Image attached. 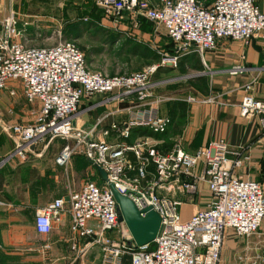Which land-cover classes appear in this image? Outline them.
Returning a JSON list of instances; mask_svg holds the SVG:
<instances>
[{"label": "built area", "instance_id": "obj_1", "mask_svg": "<svg viewBox=\"0 0 264 264\" xmlns=\"http://www.w3.org/2000/svg\"><path fill=\"white\" fill-rule=\"evenodd\" d=\"M97 4L107 20L138 15L162 25L177 50L187 53L203 56L225 39L244 45L255 38L264 40V9L256 0H213L210 5L204 0H97ZM21 21L19 13L11 12L0 25V90L14 96L16 85L10 83H20L35 116L32 122L6 127L15 144L7 158L28 159L42 143L62 138L66 142L55 158L57 165L68 167L75 156H82L107 173L106 181L86 180L68 199L59 197L43 206L35 218L39 234H50L54 223L69 213L72 247L78 249L80 240L89 238L83 247L99 245L103 264H124L128 254L129 264H224L221 253L228 230L245 238L259 232L264 184L238 174L248 158L242 148L233 149L224 138H216L192 152L179 141L167 151L159 149L155 136L165 134L172 124L169 115L160 113L162 98L154 92L159 65L131 73L91 70L84 51L72 40L27 46L20 27L28 23ZM247 69L239 64L226 72L240 75ZM254 85H245L240 112L245 118L258 116L264 132V100L255 96ZM94 95L106 96L104 101H129L128 119L113 121L99 133L97 127L77 126L82 100ZM9 113L13 115L14 109ZM135 128H146L152 135L126 142ZM200 182L208 184L210 201L184 219L183 202L173 194H197ZM110 183L140 210L152 206L159 213L164 228L154 241L135 243L120 219ZM251 264H264V254Z\"/></svg>", "mask_w": 264, "mask_h": 264}, {"label": "crops", "instance_id": "obj_2", "mask_svg": "<svg viewBox=\"0 0 264 264\" xmlns=\"http://www.w3.org/2000/svg\"><path fill=\"white\" fill-rule=\"evenodd\" d=\"M256 2L264 9V0ZM17 8L20 7L15 0H0V25L9 13H23L21 9L16 10ZM108 21L111 22L110 25L114 23ZM161 27L167 34L165 28L162 25ZM219 57L223 59V66L219 65ZM201 60L204 67H216L214 69L225 74L231 67L226 65L232 62L245 65L247 71L239 76L247 82L258 73L260 76L254 85V94L264 100V65L259 63L264 61V40L255 38L250 45L228 39L221 40L219 48L205 52ZM154 80L159 82L158 86L163 84V78L157 76ZM10 84L16 85L14 96L8 90H0V264H103L99 245L89 243L83 247L85 243L90 242L89 238L80 240L78 249L72 247L73 233L69 213H64L60 221L54 223L50 234H39L36 231L37 212L50 201L59 197L68 199L72 191L80 189L86 182L82 174L84 163L90 162L82 156H75L70 166L57 165L55 158L66 142L62 138H56L47 144L42 143L29 154L28 159H21L19 156L7 158L15 144L6 127L15 123L32 122L35 116V107L25 100L22 85L17 82ZM232 90L236 88L224 91L223 96H219V103L188 105L185 126L177 132L172 131L175 119L164 107H160V113L169 115L172 124L165 134L155 136L158 147L167 151L179 141L185 150L192 152L208 145L213 139L224 138L231 148H242L248 156L243 166L237 170L238 174L264 184V132L259 117H243L240 102L245 90ZM105 98L104 95L84 98L80 104L76 125L83 128L97 127L99 133L101 127H107L113 121L128 119V107L131 104L129 101L119 103L113 100L104 101ZM10 108H14L13 115L9 113ZM95 111L97 117L94 116ZM101 118L104 120L100 124ZM134 136L137 140L142 134L133 132L130 139ZM208 189L206 182H200L197 194H173L183 202L181 213L184 219L190 218L196 209L207 206L211 198ZM23 224L25 228L22 227ZM251 237H239L233 230H228L221 253L223 263L251 264L252 260L263 255L264 231L260 236Z\"/></svg>", "mask_w": 264, "mask_h": 264}, {"label": "rangeland", "instance_id": "obj_3", "mask_svg": "<svg viewBox=\"0 0 264 264\" xmlns=\"http://www.w3.org/2000/svg\"><path fill=\"white\" fill-rule=\"evenodd\" d=\"M15 1L20 7L16 10L21 9L23 12L20 14L21 22L28 23L26 27L23 24L20 27L27 46H51L60 40H72L79 47H84L83 51L91 70L108 74L131 73L141 71L150 64L159 65L157 76L163 78V84L156 88V94L162 98L160 107H164V110L175 119L173 132L182 130L186 123L185 117L181 118L177 113L175 107L177 102H185L188 105L216 104L219 103V96H223L222 93L227 89L236 88L232 92L244 90L247 83L256 84L259 80L258 73V76L254 75L253 79L247 82L239 75L220 73L218 69H214L216 67L210 70L205 66L201 71L181 69L180 56L187 52L183 50L175 52L176 44L161 25L157 26L158 24L155 25L138 15L116 22L112 20L114 23L110 25L111 22L105 19L104 11L98 6L97 0ZM261 1L259 0V3ZM204 2L210 5L213 0ZM81 24H85L86 29L81 30L79 28ZM68 34L72 37H67ZM175 56L178 58L174 61ZM217 59L220 63L218 64L223 66V59L220 57ZM259 63L264 65V61ZM237 65L239 64L232 62L226 66H231L232 69ZM210 98L212 102H205ZM225 101L224 99L223 102ZM4 108L2 109L5 111ZM94 116L97 117V111ZM133 140L135 136L126 142L130 143ZM82 174L84 180L99 178L100 182L104 181L98 169L88 162L84 163ZM22 227L25 228L24 224ZM263 231L264 224L253 237L260 236Z\"/></svg>", "mask_w": 264, "mask_h": 264}, {"label": "water", "instance_id": "obj_4", "mask_svg": "<svg viewBox=\"0 0 264 264\" xmlns=\"http://www.w3.org/2000/svg\"><path fill=\"white\" fill-rule=\"evenodd\" d=\"M98 171L106 181L107 173L101 167H98ZM110 188L117 200L120 219L126 222L135 243L141 246L154 241L164 228L159 213L152 206L140 210L135 202L128 195L120 193L113 183H110Z\"/></svg>", "mask_w": 264, "mask_h": 264}, {"label": "trees", "instance_id": "obj_5", "mask_svg": "<svg viewBox=\"0 0 264 264\" xmlns=\"http://www.w3.org/2000/svg\"><path fill=\"white\" fill-rule=\"evenodd\" d=\"M84 27H85V24H81L79 28H81V30H84V29H86ZM67 37H72V35L68 34ZM80 48H81V50H84V47L81 46ZM177 51L178 50L175 47V52H177ZM186 65H187L188 68H191V69H194V70H198V71H201V70L205 69L204 64H203V62L201 60V56H200V54L198 52H189L187 54H184L183 56H180L179 67H181V69H185V68L187 69ZM155 74H158V70H157V72ZM155 74H154V78L157 79V76L155 77ZM187 107H188L187 103H185V102H177L176 110H177L178 115L181 118L185 117L186 111H187ZM133 132L135 134L152 135V133L146 128H144V129L143 128H139V129L135 128L133 130ZM129 263H130V254L125 255V257H124V264H129Z\"/></svg>", "mask_w": 264, "mask_h": 264}]
</instances>
